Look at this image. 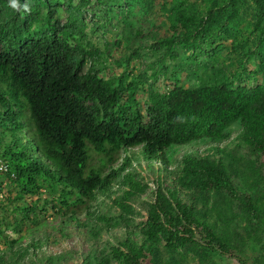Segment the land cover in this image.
Wrapping results in <instances>:
<instances>
[{"label": "trees", "instance_id": "trees-1", "mask_svg": "<svg viewBox=\"0 0 264 264\" xmlns=\"http://www.w3.org/2000/svg\"><path fill=\"white\" fill-rule=\"evenodd\" d=\"M250 1L256 41L246 56L257 54L262 66L255 73L264 72V0L213 1L196 17L200 33L193 46L214 57V41L236 35L240 8ZM90 2L68 0L59 12L60 0H16L17 7L0 0V159L9 165L0 172V264H167L161 241L199 264L214 252L236 256L238 249L181 189L227 193L253 228L264 229L263 196L240 191L223 159L200 150L183 154L178 173L169 164L175 147L219 141L236 120L243 129L236 148L264 158V83L234 86L219 79L186 86L170 73L166 60L177 58L176 41L193 32L195 15L181 8L175 27L188 33L153 37L149 48L140 43L115 57L111 43L101 47L87 38ZM143 49L152 50V61L136 71L133 58ZM163 76L172 82L167 91L157 87ZM138 156L167 174L158 177L140 238L128 229L108 253L98 237L119 222L99 196L116 195L118 218L129 227L137 212L132 200L148 189L133 165Z\"/></svg>", "mask_w": 264, "mask_h": 264}, {"label": "rangeland", "instance_id": "rangeland-1", "mask_svg": "<svg viewBox=\"0 0 264 264\" xmlns=\"http://www.w3.org/2000/svg\"><path fill=\"white\" fill-rule=\"evenodd\" d=\"M60 1L62 3L59 6V12H64L68 0ZM213 1L215 0H102L101 3L91 0L85 10V32L87 38L98 46L103 47L106 42L111 43V55L119 57L130 52V47H138L140 43H146V47L149 48L151 41H154L149 39L153 37L173 38L180 33H188L189 30L182 25L175 27V24L179 23L176 20L177 10L186 9L188 15H195L194 23L190 24L193 25L191 26L193 32L186 40L178 39L176 41L177 58L166 60L170 73L176 71L181 82L186 86L200 83V81L213 83L219 79H227V83H233L234 86H255L264 83V72L255 73L262 66L257 54H253L251 57L246 56L248 48L253 49L256 41L253 32L255 28L249 27V23L256 14V6L252 1L240 8V20L236 25L238 28L236 35L229 38L223 35L221 39L214 41L212 46L214 57H208L206 53L193 46L196 43L197 34L200 33L197 29L198 20L196 17L201 12L204 14ZM105 12H108L109 18H104ZM62 19H65L64 14ZM116 40L121 41V44L116 45ZM144 40L148 41L144 42ZM239 42L246 47L240 46ZM151 51L143 49L140 56L133 58L132 65L136 71L148 68L147 64L152 61ZM111 62H113L112 58ZM162 67L165 68V66ZM116 70L121 71L120 68ZM171 84L170 78L163 76L157 87L161 91H167ZM146 87L148 88V86L145 85L147 91ZM139 97L143 103L146 93L145 96L143 93L139 94ZM242 130L240 120H236L228 127L225 137L219 141L201 140L189 146L175 147L173 150L175 154L172 155L169 170H174L176 167L175 171L178 173L177 170H180L182 166L183 154L191 150H200L202 155L210 154L223 159L240 191L247 192L254 197L263 196L264 199V158H257L247 150L236 148ZM123 156L124 154L121 158ZM121 158L119 162H121ZM133 165L142 181L148 184V189L144 194L138 195L132 200L137 212L129 227L123 222L121 223L118 218L120 209L113 204L116 195L113 194L111 198L106 195L99 196L98 202L103 203V209L109 216L117 218L119 222L103 231L98 237L99 249L107 250L108 253L111 246L117 244L118 239L125 237V232L128 229L135 230L134 237L140 238V228L147 221V206L155 199L158 177L165 179L167 174L166 171L159 168L158 163L150 165L147 159L140 156L135 159ZM167 179L173 180L171 176L166 177ZM121 193L122 190H119L118 194ZM180 196L196 206L201 215H204L208 222L215 225L217 232L225 236L228 242L238 249L236 256L214 252L213 259L207 264H241L240 261H243L244 264H264V229L262 227L253 228L247 216L242 212L239 203L233 200L229 194L216 193L215 191L198 193L191 188L186 191L181 189ZM251 224L257 225L256 220H252ZM61 244L65 246L66 240H62ZM77 246L79 247V245ZM159 246L161 256L167 264H199L198 258L191 253L183 254L179 250L173 251L163 241ZM55 248L58 249L59 246H55ZM173 256L175 257L172 258ZM112 264H116V262L113 261Z\"/></svg>", "mask_w": 264, "mask_h": 264}, {"label": "built area", "instance_id": "built-area-1", "mask_svg": "<svg viewBox=\"0 0 264 264\" xmlns=\"http://www.w3.org/2000/svg\"><path fill=\"white\" fill-rule=\"evenodd\" d=\"M9 169V165L0 159V172H6Z\"/></svg>", "mask_w": 264, "mask_h": 264}, {"label": "clouds", "instance_id": "clouds-1", "mask_svg": "<svg viewBox=\"0 0 264 264\" xmlns=\"http://www.w3.org/2000/svg\"><path fill=\"white\" fill-rule=\"evenodd\" d=\"M12 3H13V7H17L16 5V0H12ZM120 160V159H119Z\"/></svg>", "mask_w": 264, "mask_h": 264}]
</instances>
